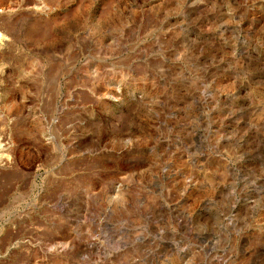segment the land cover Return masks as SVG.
<instances>
[{
	"label": "rangeland",
	"instance_id": "obj_1",
	"mask_svg": "<svg viewBox=\"0 0 264 264\" xmlns=\"http://www.w3.org/2000/svg\"><path fill=\"white\" fill-rule=\"evenodd\" d=\"M0 36V264H264V0H0Z\"/></svg>",
	"mask_w": 264,
	"mask_h": 264
},
{
	"label": "bare ground",
	"instance_id": "obj_2",
	"mask_svg": "<svg viewBox=\"0 0 264 264\" xmlns=\"http://www.w3.org/2000/svg\"><path fill=\"white\" fill-rule=\"evenodd\" d=\"M34 6H35L36 9H38L39 6H40V4H37V3H36ZM10 10H11V9H10ZM3 41H4L3 36H0V43L3 42ZM3 43H4V42H3Z\"/></svg>",
	"mask_w": 264,
	"mask_h": 264
}]
</instances>
